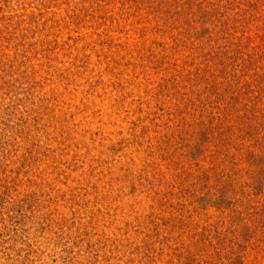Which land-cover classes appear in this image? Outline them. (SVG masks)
I'll list each match as a JSON object with an SVG mask.
<instances>
[{"label":"rangeland","instance_id":"obj_1","mask_svg":"<svg viewBox=\"0 0 264 264\" xmlns=\"http://www.w3.org/2000/svg\"><path fill=\"white\" fill-rule=\"evenodd\" d=\"M0 264H264V0H0Z\"/></svg>","mask_w":264,"mask_h":264}]
</instances>
